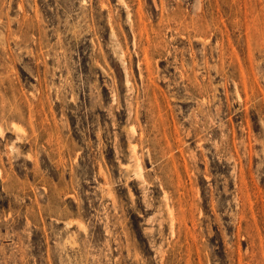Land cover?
<instances>
[{
	"label": "rangeland",
	"instance_id": "1",
	"mask_svg": "<svg viewBox=\"0 0 264 264\" xmlns=\"http://www.w3.org/2000/svg\"><path fill=\"white\" fill-rule=\"evenodd\" d=\"M0 264H264V0H0Z\"/></svg>",
	"mask_w": 264,
	"mask_h": 264
}]
</instances>
